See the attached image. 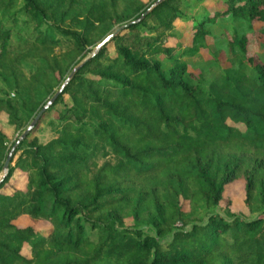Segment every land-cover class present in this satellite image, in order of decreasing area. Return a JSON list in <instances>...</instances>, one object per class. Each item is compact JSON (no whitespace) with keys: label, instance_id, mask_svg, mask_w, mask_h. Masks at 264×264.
I'll return each mask as SVG.
<instances>
[{"label":"trees","instance_id":"trees-1","mask_svg":"<svg viewBox=\"0 0 264 264\" xmlns=\"http://www.w3.org/2000/svg\"><path fill=\"white\" fill-rule=\"evenodd\" d=\"M156 1L0 0V118L18 134L0 127V175L25 121L126 25L14 148L0 264H264V59L238 33L210 77L184 58L206 48L218 63L207 43L218 17L264 35V0H220L200 20L188 0H163L141 17ZM51 113L54 137L40 143ZM235 180L249 216L225 198Z\"/></svg>","mask_w":264,"mask_h":264},{"label":"rangeland","instance_id":"rangeland-1","mask_svg":"<svg viewBox=\"0 0 264 264\" xmlns=\"http://www.w3.org/2000/svg\"><path fill=\"white\" fill-rule=\"evenodd\" d=\"M219 8L220 0H188V4L184 10L189 16L200 20L207 13L211 15ZM186 27L189 26L185 25V29H187ZM207 28L210 31V35L207 38V43L215 49V53L218 57V63L217 61L213 60L211 51H208L206 48H201L194 56H184V58L189 62L190 71L203 73L207 77H210L214 72H216V65H222V63L227 60V41L234 33L246 36L247 51L249 55L258 59H264V35L260 32L261 26L259 24L250 25L241 18H234L231 15H227L224 17H218L215 23L212 25H207ZM183 39L185 43L189 44L188 37H184ZM1 88L7 89L0 82V89ZM52 116L53 113L49 114V116H47L43 122H41L36 131V137L40 143H46L54 137V132L49 124V120ZM30 122V120L25 121L24 128H26ZM0 127L7 132L11 140H13L18 135L12 127H9L6 124L4 117L0 118ZM20 185H23V182ZM224 195L226 199H229V208L231 211L246 216L250 215L249 210L244 204L245 191L243 180H235L234 182L230 183L226 187ZM225 201H222L221 204L225 205ZM216 211L224 214V212L219 208H216ZM192 212L193 215L191 216V219H196L197 221L198 217H201L202 215L204 217L207 209L197 207V209L193 210ZM15 223H17L19 226H26L31 225L32 221L28 216L22 215L15 221ZM37 227L44 229L45 224H40Z\"/></svg>","mask_w":264,"mask_h":264},{"label":"water","instance_id":"water-1","mask_svg":"<svg viewBox=\"0 0 264 264\" xmlns=\"http://www.w3.org/2000/svg\"><path fill=\"white\" fill-rule=\"evenodd\" d=\"M161 1L163 0H157L141 17H143L149 10H151V8H153L155 5L159 4ZM126 25H121L119 27H117L114 31H112L110 34H108L101 42H99L95 48L93 49L92 53L86 57L81 63H79L78 65H76L72 71L70 72V74L67 76V78L65 79V81L63 82V84L61 85V87L54 93V95L45 103V105L38 111V113L36 114V116L32 119V121L29 123V125L24 129V131L21 133V135L19 136L18 140L16 141V143L14 144V146L12 147V149L10 150V152L8 153L7 158L5 159L4 163H3V168H2V173L0 175V182L3 180V178L5 177V175L8 172V167H9V163L11 160V156L13 154V150L16 147V145L23 140L26 135L29 133V131L37 124L38 120L40 119L41 115L43 114V112L55 101V99L58 97V95L62 92V90L64 89V87L67 85V83L71 80V78L73 77V75L75 74V72L81 67V65L92 55H94L105 43H107L110 39H112L115 35L118 34V32Z\"/></svg>","mask_w":264,"mask_h":264}]
</instances>
